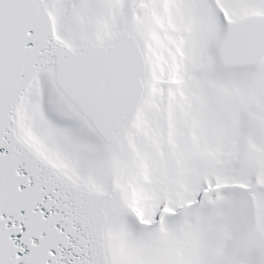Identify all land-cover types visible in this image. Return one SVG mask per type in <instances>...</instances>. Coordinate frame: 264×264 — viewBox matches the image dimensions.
I'll list each match as a JSON object with an SVG mask.
<instances>
[{
    "label": "snow or ice",
    "instance_id": "snow-or-ice-1",
    "mask_svg": "<svg viewBox=\"0 0 264 264\" xmlns=\"http://www.w3.org/2000/svg\"><path fill=\"white\" fill-rule=\"evenodd\" d=\"M0 264H264V0H0Z\"/></svg>",
    "mask_w": 264,
    "mask_h": 264
}]
</instances>
